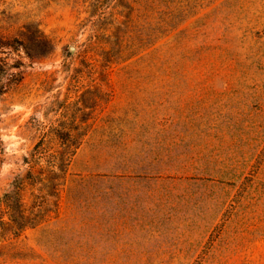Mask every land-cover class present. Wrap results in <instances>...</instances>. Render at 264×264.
<instances>
[{
  "label": "rangeland",
  "instance_id": "1",
  "mask_svg": "<svg viewBox=\"0 0 264 264\" xmlns=\"http://www.w3.org/2000/svg\"><path fill=\"white\" fill-rule=\"evenodd\" d=\"M0 264H264V0H0Z\"/></svg>",
  "mask_w": 264,
  "mask_h": 264
}]
</instances>
